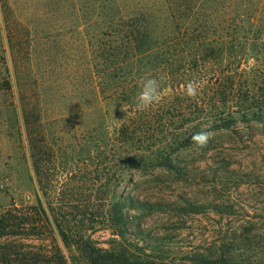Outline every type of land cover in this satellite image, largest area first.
I'll use <instances>...</instances> for the list:
<instances>
[{
	"label": "trees",
	"instance_id": "trees-1",
	"mask_svg": "<svg viewBox=\"0 0 264 264\" xmlns=\"http://www.w3.org/2000/svg\"><path fill=\"white\" fill-rule=\"evenodd\" d=\"M39 1L65 24L55 41L33 34L39 17L19 25V77L5 84L19 94L9 135L31 166L35 192L0 211V264L243 262L215 248L181 263L136 254L123 242L130 211L158 205L112 195L127 173L181 172L178 154L205 125L264 124V0ZM3 2L15 54L13 10ZM145 76L163 77L161 99L138 111ZM189 83L195 97L186 94ZM97 232L114 238L109 248Z\"/></svg>",
	"mask_w": 264,
	"mask_h": 264
},
{
	"label": "rangeland",
	"instance_id": "rangeland-1",
	"mask_svg": "<svg viewBox=\"0 0 264 264\" xmlns=\"http://www.w3.org/2000/svg\"><path fill=\"white\" fill-rule=\"evenodd\" d=\"M25 4L26 0H10L15 27L12 54L5 18L9 12L0 0V211L12 200L33 201L35 192L31 166L21 155L16 135H9L17 124L19 94L18 88L9 92L5 84L19 77V25L26 17H39L33 34L44 31L55 41L65 24L43 9L39 0L27 3L29 11ZM211 126L201 129L210 136L206 145L195 144L178 154L181 172L152 166L133 171L112 195L116 199L130 195L158 205L130 211L134 218L123 242H133L136 254L181 263L191 253L208 254L215 248L217 254L243 259L239 264H255L256 259L264 264V124L239 122L227 130ZM85 165L76 161L77 168ZM94 237L105 248L114 239L109 232H97ZM63 250L69 255V250Z\"/></svg>",
	"mask_w": 264,
	"mask_h": 264
},
{
	"label": "clouds",
	"instance_id": "clouds-1",
	"mask_svg": "<svg viewBox=\"0 0 264 264\" xmlns=\"http://www.w3.org/2000/svg\"><path fill=\"white\" fill-rule=\"evenodd\" d=\"M163 77L156 78L152 76H145L139 85V91L135 97V107L138 111H148L157 105L161 99V81ZM186 94L189 97H195L198 90L189 83L186 87ZM210 136L206 131H201L193 135L192 140L197 146H204L207 144Z\"/></svg>",
	"mask_w": 264,
	"mask_h": 264
}]
</instances>
